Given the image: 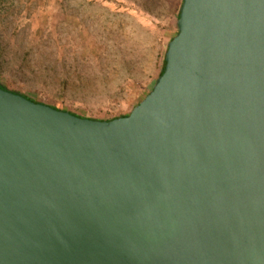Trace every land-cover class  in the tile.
I'll return each mask as SVG.
<instances>
[{
	"label": "water",
	"instance_id": "obj_1",
	"mask_svg": "<svg viewBox=\"0 0 264 264\" xmlns=\"http://www.w3.org/2000/svg\"><path fill=\"white\" fill-rule=\"evenodd\" d=\"M178 28L127 117L0 87V264H264V0Z\"/></svg>",
	"mask_w": 264,
	"mask_h": 264
},
{
	"label": "rangeland",
	"instance_id": "obj_2",
	"mask_svg": "<svg viewBox=\"0 0 264 264\" xmlns=\"http://www.w3.org/2000/svg\"><path fill=\"white\" fill-rule=\"evenodd\" d=\"M170 6L169 0H0V82L83 118L128 115L158 78L160 65L149 63L152 42L166 43L177 32ZM109 11L131 16L130 45L121 44L117 25L105 30Z\"/></svg>",
	"mask_w": 264,
	"mask_h": 264
},
{
	"label": "trees",
	"instance_id": "obj_3",
	"mask_svg": "<svg viewBox=\"0 0 264 264\" xmlns=\"http://www.w3.org/2000/svg\"><path fill=\"white\" fill-rule=\"evenodd\" d=\"M169 3L171 5L170 6V10H169V15L175 19V25L177 27V32H176L175 36L170 38L166 43H164V41L162 39H160V38H158L154 42H152V46L150 48L151 49L150 50V55L151 56H150V59H149V63L152 66L155 65L156 67H157V64L160 65L158 78L156 80L155 85L157 84L159 78L164 74V72L166 70V67H167L166 55H167V52H168V49H169V44L174 40V38L179 33L178 22H179L181 10H182V7H183V0H169ZM109 17H112V18H109ZM131 19H132L131 16H128L126 13L113 14L112 12L109 11V14H108L107 18L102 23L104 24V28H105V30L107 32H111V29H112L113 25L114 26L117 25V27H118V37L120 39V42H121L122 45L127 46V45H130V43L132 41V33L129 30V27L133 24L131 22ZM118 24H119V26H118ZM0 87H2L5 90L14 92L16 94H21V95L27 97L28 99H30V100H32V101H34L36 103H41L39 101L31 99L30 97H28L27 95H25V94H23L21 92L10 90L7 85H5V84H3L1 82H0ZM151 92H152V90L140 93L139 94V99H138L139 102L136 104V107ZM49 106H52V105H49ZM52 107H54L56 109H59V110H62V111L70 112L66 108H60V107H55V106H52ZM130 114L125 115V116L115 117V118L107 120V121L110 122V121H113V120H115L117 118L127 117Z\"/></svg>",
	"mask_w": 264,
	"mask_h": 264
}]
</instances>
